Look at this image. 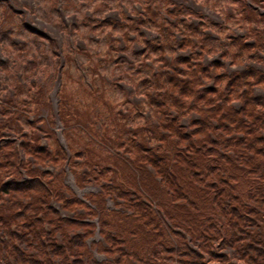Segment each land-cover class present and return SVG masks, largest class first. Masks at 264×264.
Listing matches in <instances>:
<instances>
[{
	"label": "trees",
	"instance_id": "trees-1",
	"mask_svg": "<svg viewBox=\"0 0 264 264\" xmlns=\"http://www.w3.org/2000/svg\"><path fill=\"white\" fill-rule=\"evenodd\" d=\"M253 32L256 45L236 40L233 52L255 51L250 58L258 60L264 30ZM153 50L164 67L154 74L145 66L152 77L139 83L147 92L143 107L154 109L158 121H144L137 131L130 120L142 113L116 112L102 91L83 93L71 107L64 91L68 141L79 131L69 143L75 179L102 184L88 196L91 205L67 194L64 169L56 177L38 168L49 161L64 166L59 145L51 152L26 142L21 148L33 158L26 161L11 145L0 146V264H264V98L253 94L264 75L252 67L213 74L190 59L175 65L162 57L163 47ZM205 78L216 87L202 89ZM110 130L121 142L108 137ZM22 170L30 181L13 177ZM51 201L75 217L63 219ZM93 219L102 241L92 248L106 257L101 262L88 245Z\"/></svg>",
	"mask_w": 264,
	"mask_h": 264
},
{
	"label": "rangeland",
	"instance_id": "rangeland-1",
	"mask_svg": "<svg viewBox=\"0 0 264 264\" xmlns=\"http://www.w3.org/2000/svg\"><path fill=\"white\" fill-rule=\"evenodd\" d=\"M38 2H37V4H36V6L35 7H33L37 12H41V14H42V12H44V11H49L50 13L53 11V9H52V3H51V0H37ZM66 1V0H65ZM79 1L80 0H72V2L74 3V4H78L79 3ZM85 1H87L88 3H90V2H93L94 1V4L93 5H91L88 9H86V11L87 10H94V7H96V2L97 3H99V0H85ZM39 2H41V4L39 3ZM214 2H216V4H217V6L219 7V9L222 11V12H224V10H225V12L228 14L229 12L228 11H226V9H225V7H222L221 5H223L224 3L226 4L227 2H226V0H220V1H214ZM231 2L232 1H230L229 3V5H228V7L230 6V7H232V5L233 4H231ZM98 5V4H97ZM40 7H44L42 10H41V8ZM222 7V8H221ZM1 9H2V7H0V11H1ZM79 11H80V13L82 12V10L79 8ZM1 13L2 12H0V17L1 16H4V18L3 19H6V16L5 15H1ZM230 14V13H229ZM237 17L238 16H236L235 18L237 19ZM51 20H53V21H56V14H51ZM1 19V18H0ZM14 19H15V24L17 25L18 24V27L20 26L21 28H22V25H23V22H22V20H20V19H18V18H16V17H14ZM14 19L13 18H11V21H14ZM235 19V20H236ZM232 24V23H231ZM243 25V24H242ZM230 26H232V25H230ZM239 27V26H238ZM242 27V26H241ZM243 27L245 28V31H247L248 29H250V28H253V26H248V25H243ZM71 29H73V28H71ZM102 29L103 30H106L107 31V27H102ZM89 30V27H87V28H85V27H81L80 29H78V31L81 33V35H85L86 33H87V31ZM67 32H70L73 36H74V32L73 31H71V30H67ZM252 34H254L253 32H251ZM96 35H99V32H96L95 33ZM225 34H226V31H225V33H224V36H225ZM23 35L29 40V42L30 43H32V44H36V46H38V48H39V50L40 51H42V49H41V46H40V44L41 43H43L42 41V39L40 38V37H38V36H35V35H33V34H31L30 32H27L26 30H24V33H23ZM22 35V36H23ZM250 36V35H249ZM3 37V36H2ZM77 37V34L75 35V39H77L76 38ZM252 37V36H251ZM78 38H82V39H84L83 37H78ZM2 43L4 42V41H1ZM91 46L92 47H90L89 49H88V51H92L93 53H95L96 52V49H99V46H95V44H91ZM101 47V49L104 51V49H106V47L104 46V45H101L100 46ZM223 49H224V47H222ZM244 54H245V52H244ZM86 55V54H85ZM87 56V55H86ZM86 58H88L89 59V57L87 56V57H84V59L83 60H85ZM84 62V61H83ZM114 61H112V62H110L109 64H108V66L107 67H105L106 69H107V71L108 72H111V73H117L118 71H120L122 68L123 69H125V70H128L129 71V73H135V71H136V67H138V66H136L135 68H133V67H131V68H127V65H123V64H121V63H118L117 61H116V63L114 64L113 63ZM87 66V64H85L84 65V67H86ZM184 69V68H183ZM90 74V73H89ZM80 75H81V73H79L78 72V70H76V68L75 69H71V71L70 72H67L66 74H65V77H64V79L66 80V86H67V88L69 89V91H71V93L74 91V90H78V84L75 82L76 81V79L77 78H79L80 77ZM136 76V75H135ZM137 77V76H136ZM140 80V79H139ZM138 80V81H139ZM207 82V83H211V84H213L214 82L212 81V79H206V80H204V82ZM227 81L228 80H224V81H222L221 82V87H222V90L224 91V92H227L228 90H227V88H225L226 87V83H227ZM214 87H216V86H214ZM131 92H133L134 93V91H131ZM136 93V92H135ZM140 94H143V95H145L147 92L146 91H144L143 89H141V91L139 92ZM253 94H255V96H257V97H259V99H262V98H264V86L263 85H259L258 86V88H257V92L256 93H253ZM136 95V97H132V100L134 101V102H137V101H141L142 100V98H140V96H139V94L138 93H136L135 94ZM107 98H112L114 101H115V104L117 105V110H116V112L117 111H119L118 110V107H123L125 110H126V102L128 101V96H127V94H125L122 90H120L119 88H116V87H114L113 85H111L109 88H108V93H107V95L105 96V100L107 99ZM47 104H48V106L50 105V100L49 99H47ZM237 104V103H236ZM241 105V104H240ZM48 106L44 109V114H48L49 113V111H47L48 110ZM103 108H104V106L103 105H101ZM238 106V105H237ZM105 109V108H104ZM136 110L137 109H135L134 107H132V109L130 110V112L131 113H133L134 115H136L135 113H137L136 112ZM143 110H144V112H145V114H144V116H138V117H136L137 118V120H134V121H132V120H130V122L132 123V125H134V129L137 131V130H139L140 128H143V126H141L142 124H143V122L144 121H147L148 122V119H146V118H144V117H147V116H149L150 115V121H158V114H156L155 113V111L151 108V107H147V108H143ZM132 116V115H131ZM159 117L161 118V116L159 115ZM167 117H165V119H166ZM163 119V118H162ZM184 119H187V116H185V118ZM184 119H181V121H183V123H188V121L187 120H184ZM125 128H126V126H125ZM98 133H99V135L101 136L102 135V128H101V126L100 125H98L97 127H95L94 128ZM103 133H104V131H103ZM119 133V131H117V132H113V131H111L110 130V132L108 133V137H112V138H115V140L116 141H118V142H121V139H117V137L116 136H114L115 134H118ZM130 136V134L129 133H127V134H125L123 137L124 138H128ZM74 139H76V141H77V137L76 138H74ZM149 138H147V140H148ZM153 141H151V144L152 145H157V144H159V143H157L158 141L157 140H154V138L152 139ZM83 142V144L85 143V140H83L82 141ZM76 151H79V150H76ZM107 152V150H105V154H107L106 153ZM123 155H125V154H123ZM57 172L56 171H54V170H52V172H51V174H56ZM58 175H59V173H57ZM57 175V176H58ZM73 175H68L67 176V179H66V183H67V185H68V189L70 188V190L74 193V194H77L78 192H81V193H83L82 195L83 196H85L86 198H88V196H90V195H92V194H95V193H97V192H99L100 191V189H101V187H102V184L100 185V184H98V182L97 181H92V182H83V184L82 183H78L77 182V180H75L74 181V178L72 177ZM103 178H100L99 179V181L100 180H102ZM77 183V184H76ZM78 190V191H77ZM85 192V193H84ZM81 195H79V197H80ZM112 204V203H111Z\"/></svg>",
	"mask_w": 264,
	"mask_h": 264
}]
</instances>
